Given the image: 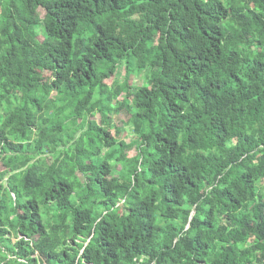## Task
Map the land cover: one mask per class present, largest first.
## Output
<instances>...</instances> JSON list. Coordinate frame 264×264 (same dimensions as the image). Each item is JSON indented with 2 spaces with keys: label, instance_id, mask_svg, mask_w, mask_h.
I'll return each instance as SVG.
<instances>
[{
  "label": "trees",
  "instance_id": "obj_1",
  "mask_svg": "<svg viewBox=\"0 0 264 264\" xmlns=\"http://www.w3.org/2000/svg\"><path fill=\"white\" fill-rule=\"evenodd\" d=\"M0 264H264V0H0Z\"/></svg>",
  "mask_w": 264,
  "mask_h": 264
},
{
  "label": "rangeland",
  "instance_id": "obj_2",
  "mask_svg": "<svg viewBox=\"0 0 264 264\" xmlns=\"http://www.w3.org/2000/svg\"><path fill=\"white\" fill-rule=\"evenodd\" d=\"M43 14H44V12L41 11V12H40V15L43 16ZM123 72H124V71H123ZM39 73H40L41 77L44 78V79H48V78L51 76L50 72L40 71ZM119 79H120L121 81H124L122 75L119 76ZM111 80H112V79H109V80L107 81L108 84H110V83L112 82ZM142 82H143L142 77H138V76H134V77H133V76H132V78H131V84H132V85H137V86H138V85H141ZM127 95H128V97L130 98V102H131V101H132V102H135L136 97H137V93H136V92H134V91H130V93H128ZM123 96H124L123 93L120 94V95L117 97V98H118L117 100H122ZM113 103H117L116 100H114ZM121 112H122L125 116H128V113H127L126 109L122 110ZM124 115H123V116H124ZM121 118H122V114H121L120 116H119V115H118V116L115 115V116H113V118L110 117L109 119H110V121H112V124H114V126L112 127V126L110 125V122H109L108 120L105 121L104 126H106V127L109 126V127L111 128L110 132H111L112 135L115 134V126H120L122 132H121L120 134H118V137H119L120 139L125 140L127 143H130L131 141H133V140L136 138V137H135V134L131 131V129H130V124L125 123ZM123 118L126 119V117H123ZM91 119H93V120L96 119L98 122H100V120H101V118H100V116H99L98 114H97L96 116H94V117H91ZM85 130H86V128H85ZM136 153H137V150H136L135 146L132 147V148H130V149H126V154H127V156H128L129 158H132L133 156H135ZM116 167H117V170H120V169L123 167V165H122V163H119V164L116 165ZM132 168H133V167H131V166H126V167H125V170H131ZM78 175H79L80 177H83V175H82L81 173H78Z\"/></svg>",
  "mask_w": 264,
  "mask_h": 264
}]
</instances>
